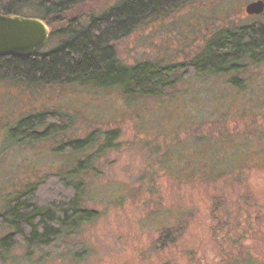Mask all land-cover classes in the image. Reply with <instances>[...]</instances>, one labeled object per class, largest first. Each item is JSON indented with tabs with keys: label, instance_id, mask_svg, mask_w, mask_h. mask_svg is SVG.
Returning a JSON list of instances; mask_svg holds the SVG:
<instances>
[{
	"label": "rangeland",
	"instance_id": "374dc122",
	"mask_svg": "<svg viewBox=\"0 0 264 264\" xmlns=\"http://www.w3.org/2000/svg\"><path fill=\"white\" fill-rule=\"evenodd\" d=\"M118 1L92 0L77 14H99ZM254 1H190L116 42V55L128 66L183 63L217 29L264 23V11L245 13ZM58 43L50 37L40 52ZM262 74L251 71L254 82L245 93L205 79L182 83L161 100L138 103L114 90L28 87L0 78V212L16 191L74 165V159L53 153L60 141L95 133L102 144L105 133H117L111 148L97 158L95 171L82 176L84 207L97 219L70 244L81 260L63 250L46 259L27 257L20 244L0 264H264V118L252 108L254 101L264 100ZM43 111L69 115V128L39 144L8 139L21 117ZM220 141L227 142V153L233 148L238 154L225 155ZM202 153L210 161L225 156L218 164L221 171L237 167L214 175L199 169L208 163L199 161ZM191 154L198 158L188 164ZM203 176L211 178L199 182ZM216 200L220 205L211 213ZM175 225L179 232L161 245L160 232ZM8 233L0 226V239Z\"/></svg>",
	"mask_w": 264,
	"mask_h": 264
},
{
	"label": "trees",
	"instance_id": "16d2710c",
	"mask_svg": "<svg viewBox=\"0 0 264 264\" xmlns=\"http://www.w3.org/2000/svg\"><path fill=\"white\" fill-rule=\"evenodd\" d=\"M91 1L0 0L1 16L41 20L49 28V38L59 39V43L48 52L0 58V78L28 87H77L99 92L114 90L130 103H138L161 100L182 83L205 79L221 80L239 94L249 92L252 89L249 86L254 82L251 71L264 70L262 22L215 30L204 41L200 51L183 63L143 61L125 65L116 55V42L190 1L210 0H119L99 14H77ZM263 76H260L261 92H264ZM252 104V108L261 110L258 114L264 118V100L259 99ZM70 122L71 117L59 111L28 114L9 130L8 139L39 144L62 135ZM116 136V131L105 133L102 144H98L95 133L83 139L60 141L53 153L74 159V165L28 184L5 200L0 212V226L9 233L0 239V262L20 244L27 257L38 255L46 259L66 251L76 261L81 260L70 244L83 226L97 219L95 211L84 207L86 184L82 176L95 171L97 158L111 148ZM219 143V150H224L226 155L228 150L223 149V144L227 142ZM231 150L227 153L229 157L238 154L233 148ZM205 155L202 153L204 159L199 158V161H208L207 166L200 165L199 169L205 167L214 175L230 174L237 167H231L228 172L221 171L218 164L224 161L225 156L210 161ZM194 157L197 156L191 154L188 157V164ZM189 168L192 174L197 173L192 166ZM209 176L213 177L212 174ZM206 177L203 176L199 182H204ZM217 203V200L213 201L211 213L218 210L220 203L218 206ZM178 232V225L163 229L158 242L166 245Z\"/></svg>",
	"mask_w": 264,
	"mask_h": 264
},
{
	"label": "water",
	"instance_id": "95a60500",
	"mask_svg": "<svg viewBox=\"0 0 264 264\" xmlns=\"http://www.w3.org/2000/svg\"><path fill=\"white\" fill-rule=\"evenodd\" d=\"M264 11V3L257 0L245 7L249 16ZM49 28L38 19L0 15V58L28 57L39 53L49 39Z\"/></svg>",
	"mask_w": 264,
	"mask_h": 264
}]
</instances>
